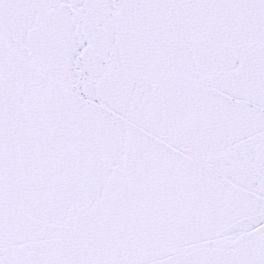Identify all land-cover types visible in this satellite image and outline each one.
Listing matches in <instances>:
<instances>
[{
	"label": "snow or ice",
	"instance_id": "snow-or-ice-1",
	"mask_svg": "<svg viewBox=\"0 0 264 264\" xmlns=\"http://www.w3.org/2000/svg\"><path fill=\"white\" fill-rule=\"evenodd\" d=\"M0 264H264V0H0Z\"/></svg>",
	"mask_w": 264,
	"mask_h": 264
}]
</instances>
